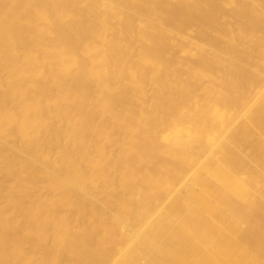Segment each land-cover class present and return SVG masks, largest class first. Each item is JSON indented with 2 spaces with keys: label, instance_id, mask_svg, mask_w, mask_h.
Masks as SVG:
<instances>
[{
  "label": "bare ground",
  "instance_id": "obj_1",
  "mask_svg": "<svg viewBox=\"0 0 264 264\" xmlns=\"http://www.w3.org/2000/svg\"><path fill=\"white\" fill-rule=\"evenodd\" d=\"M0 264H264V0H0Z\"/></svg>",
  "mask_w": 264,
  "mask_h": 264
}]
</instances>
